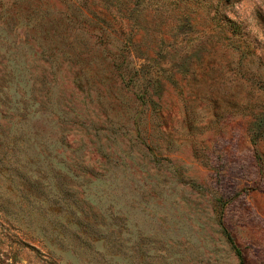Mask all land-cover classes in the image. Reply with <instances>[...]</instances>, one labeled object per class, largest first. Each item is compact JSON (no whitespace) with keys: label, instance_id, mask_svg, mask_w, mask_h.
Wrapping results in <instances>:
<instances>
[{"label":"rangeland","instance_id":"obj_1","mask_svg":"<svg viewBox=\"0 0 264 264\" xmlns=\"http://www.w3.org/2000/svg\"><path fill=\"white\" fill-rule=\"evenodd\" d=\"M0 264H264V0H0Z\"/></svg>","mask_w":264,"mask_h":264},{"label":"trees","instance_id":"obj_2","mask_svg":"<svg viewBox=\"0 0 264 264\" xmlns=\"http://www.w3.org/2000/svg\"><path fill=\"white\" fill-rule=\"evenodd\" d=\"M228 238H229V241L232 242V239L229 236H228Z\"/></svg>","mask_w":264,"mask_h":264}]
</instances>
